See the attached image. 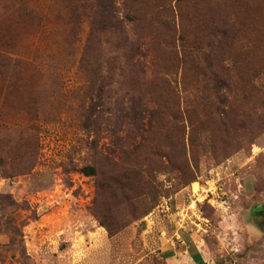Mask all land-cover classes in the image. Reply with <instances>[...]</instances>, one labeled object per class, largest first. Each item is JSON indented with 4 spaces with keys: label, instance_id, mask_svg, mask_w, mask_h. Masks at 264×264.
Returning a JSON list of instances; mask_svg holds the SVG:
<instances>
[{
    "label": "rangeland",
    "instance_id": "obj_1",
    "mask_svg": "<svg viewBox=\"0 0 264 264\" xmlns=\"http://www.w3.org/2000/svg\"><path fill=\"white\" fill-rule=\"evenodd\" d=\"M228 1L0 0V197L17 203L0 199V264H198L196 245L206 264H264V64L245 61L234 13L213 17ZM122 29L154 38L170 80L141 79L144 102L182 112L157 115L162 156H145L151 178L129 187L89 151L113 147L130 82ZM219 66L220 80L203 76ZM102 81L110 99L86 96ZM183 150V176L164 168Z\"/></svg>",
    "mask_w": 264,
    "mask_h": 264
},
{
    "label": "trees",
    "instance_id": "obj_2",
    "mask_svg": "<svg viewBox=\"0 0 264 264\" xmlns=\"http://www.w3.org/2000/svg\"><path fill=\"white\" fill-rule=\"evenodd\" d=\"M263 5L264 0H229L228 2H224L221 5L217 4L213 7L215 14L213 17H216L219 23L226 22V19L230 16L229 14H235L237 22L241 24L242 33L247 37L246 39L250 44L249 50L243 54V57L246 62H256L260 65L264 64V19L259 13V8ZM213 8H211L210 11L213 10ZM110 12L113 13L111 9ZM213 29L215 30L216 28L214 27ZM122 34L125 47L124 59L127 66L126 77L130 82L127 86L126 95L123 97V102L119 104L120 109H117L115 114V129L112 135L113 147L108 149L107 152L101 153L94 144H90L89 151L93 153V156L100 157L105 161L112 182L129 187V183L133 177L139 178L148 176L151 178L153 170L149 167H144L145 170L142 168L145 156H162L161 152L163 149L154 147L153 143H151V138L155 137L157 115L164 114L167 115L169 119L173 115V118L178 120L182 112L178 109L173 112L170 107L171 102H166L164 100L160 103L159 108L153 106L155 102L151 98L148 102H144L140 91L136 89L141 79L158 77L168 87L171 85L170 80L168 75H160L157 73L158 63L156 64L154 52L152 51L153 37L148 34H143V36H141L142 34L130 36L125 29H122ZM224 36H227V34L222 32L218 40L222 39ZM211 40L212 38L207 40V42H209L207 48L210 51L215 48L211 44ZM189 57L196 68L198 60L203 59V52L198 50L194 53L191 52ZM90 71L92 72L91 79L96 77L97 79L110 78L109 76H104L101 72L97 73L94 70ZM220 71L221 67L219 66L217 70H207L203 76L210 78L211 82L220 80ZM106 87L105 81H102L100 84L89 82V84H87V89L85 88V94L86 96L88 94H96L101 98L106 97L110 99V90H106ZM148 93L151 97L154 95L153 92ZM206 102L212 104L210 98H207ZM116 104L118 105V101ZM219 104H223V102L220 101ZM210 108H212V106H210ZM166 137L168 139L169 135ZM164 157L167 158L168 164V167L164 168L176 169L178 175L183 176L185 174L184 150L181 156V166L179 167L173 164L171 156L168 157V152H166ZM80 171L92 177H96L100 173L97 167L92 164L80 168ZM0 199L5 200L6 204L11 208L17 207V203L11 199V197L9 198V196L0 197ZM103 225L110 230L111 227L108 223L104 222ZM193 257L196 258L197 254H194Z\"/></svg>",
    "mask_w": 264,
    "mask_h": 264
},
{
    "label": "crops",
    "instance_id": "obj_3",
    "mask_svg": "<svg viewBox=\"0 0 264 264\" xmlns=\"http://www.w3.org/2000/svg\"><path fill=\"white\" fill-rule=\"evenodd\" d=\"M261 209H263V208H261ZM199 250H200L199 246L196 245V250H195L196 252H194V254H197V257L194 258V259L198 262V264H206L207 263V260L205 259V256L202 255L201 251H199Z\"/></svg>",
    "mask_w": 264,
    "mask_h": 264
}]
</instances>
